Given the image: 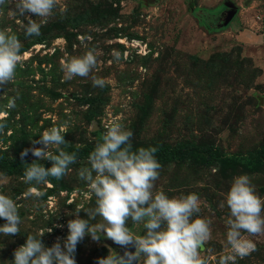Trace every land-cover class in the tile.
I'll use <instances>...</instances> for the list:
<instances>
[{"label":"rangeland","instance_id":"1","mask_svg":"<svg viewBox=\"0 0 264 264\" xmlns=\"http://www.w3.org/2000/svg\"><path fill=\"white\" fill-rule=\"evenodd\" d=\"M59 8L41 27L38 37H25L28 15L9 3L0 7V30L20 39L26 54L15 80L0 86V158L31 163L33 140L52 127H63L66 151L77 153L60 180L36 186L39 198L25 197L24 171L0 169V192L18 205L19 234L0 236V264H12L14 251L28 234L46 232L44 244L61 243L68 221L95 207L86 198L87 185L78 170L88 166L95 143L112 121L133 133L134 149L161 146L185 151L160 162L155 190L169 197L195 193L201 202L196 214L211 221L212 236L200 250L207 264H264V233L248 236L257 250L241 259L226 241L228 207H221L233 178L252 177L264 198V0H60ZM238 13L220 28L228 7ZM225 8V10H224ZM204 9L214 10L208 13ZM39 22V18L32 15ZM134 41L144 50L137 51ZM95 48L98 66L88 78L63 81L61 60ZM107 81L94 87L91 76ZM15 107L9 109L10 101ZM29 149L25 157L21 153ZM55 151L54 149H50ZM48 160L41 163L47 164ZM71 202V203H69ZM85 210V211H84ZM71 213V214H70ZM264 214V213H262ZM6 221L0 218V225ZM91 224L101 223L97 216ZM128 226L144 235L142 224ZM52 228L51 232H47ZM102 235V234H101ZM110 250L123 249L102 236L86 235L77 245V264H98ZM139 257L137 264H143Z\"/></svg>","mask_w":264,"mask_h":264},{"label":"clouds","instance_id":"2","mask_svg":"<svg viewBox=\"0 0 264 264\" xmlns=\"http://www.w3.org/2000/svg\"><path fill=\"white\" fill-rule=\"evenodd\" d=\"M11 3L21 16L28 15L24 27L25 37H38L41 27L59 8L64 12L60 0H0V7ZM32 15L39 18L32 19ZM23 45L9 30H0V86L12 83L17 68H23L26 54L21 52ZM99 53L95 48L82 55L61 60L60 70L63 81L75 77L88 78L98 66ZM94 87L103 88L107 81L91 76ZM15 107V101L8 104ZM5 125L0 123V129ZM106 132L95 143L87 158L88 166L78 170V177L87 185L86 198L90 193L95 197V207L86 212L89 219L99 216L101 223L91 224L89 219L81 218V207L75 208V219L68 221V234L48 247L42 237L46 232L28 234L26 242L15 249L12 264H77L75 253L77 245L86 235L99 241L102 236L122 248L135 244V252L120 255L110 250L101 257L98 264H137L141 254L143 264H207L200 250L211 239V221L196 215L201 211L200 198L195 193L169 197L163 191L155 190V182L160 178L161 164L156 158L157 147L133 148V133L122 123L112 121ZM63 127H52L40 133L33 140L30 151L37 159L27 162L22 180L29 185L25 197L39 198L43 195L36 186L49 184V177L62 179L69 166L77 162V153L66 151ZM50 149H54L52 151ZM29 149L21 153L27 156ZM51 162L46 167L41 161ZM71 203V202H69ZM230 211L226 220V241L235 256L243 259L256 251V244L248 236L264 233V198L255 191L252 177L241 174L233 178L221 207ZM71 214V213H70ZM0 218L6 222L0 225V236L11 237L20 232L21 217L17 202L9 195L0 192ZM142 224L144 235H134L129 226ZM49 228L47 232H51ZM102 234V235H101ZM232 256L221 259L220 264H228Z\"/></svg>","mask_w":264,"mask_h":264},{"label":"trees","instance_id":"3","mask_svg":"<svg viewBox=\"0 0 264 264\" xmlns=\"http://www.w3.org/2000/svg\"><path fill=\"white\" fill-rule=\"evenodd\" d=\"M204 10L210 14L214 12V10L211 9H204ZM157 149L158 151L155 155L159 162L168 159L170 156L179 155L180 153L185 151L184 146H179L178 148L175 149L157 146ZM27 166H28L27 163H20L14 159L0 158V169L7 173H16V172L24 171V169ZM45 166L50 167L51 162L49 161L47 164H45ZM49 179L52 181L56 180L55 178L52 177H49Z\"/></svg>","mask_w":264,"mask_h":264},{"label":"water","instance_id":"4","mask_svg":"<svg viewBox=\"0 0 264 264\" xmlns=\"http://www.w3.org/2000/svg\"><path fill=\"white\" fill-rule=\"evenodd\" d=\"M238 13V9L231 6L228 7L224 12H222V19L220 20V24L218 25L220 28L226 27L230 24V22L234 19L236 14ZM122 248V247H121ZM124 253L127 252H135V244H129L126 248H122Z\"/></svg>","mask_w":264,"mask_h":264},{"label":"built area","instance_id":"5","mask_svg":"<svg viewBox=\"0 0 264 264\" xmlns=\"http://www.w3.org/2000/svg\"><path fill=\"white\" fill-rule=\"evenodd\" d=\"M133 47L136 48L137 51L141 52L142 50H144L141 42H137V41H134L132 43Z\"/></svg>","mask_w":264,"mask_h":264},{"label":"flooded vegetation","instance_id":"6","mask_svg":"<svg viewBox=\"0 0 264 264\" xmlns=\"http://www.w3.org/2000/svg\"><path fill=\"white\" fill-rule=\"evenodd\" d=\"M224 10H225V8H224Z\"/></svg>","mask_w":264,"mask_h":264}]
</instances>
